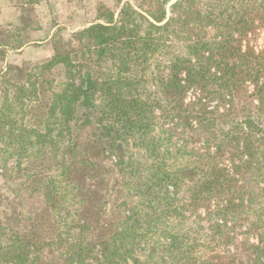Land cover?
<instances>
[{"label": "trees", "instance_id": "16d2710c", "mask_svg": "<svg viewBox=\"0 0 264 264\" xmlns=\"http://www.w3.org/2000/svg\"><path fill=\"white\" fill-rule=\"evenodd\" d=\"M170 1L124 5L118 20L102 10L105 23L74 34L77 51L57 49L19 88L38 93L28 109H45L32 114L40 150L59 152V128L71 132L68 158L55 156L54 176L32 188L53 235L25 239L39 220L20 234L9 219L6 264L251 263L239 239L264 198V50L242 44L264 28V0H177L168 17ZM58 67L64 88H45ZM249 85L254 99L237 109ZM24 132L11 131L16 149L33 143ZM252 249L264 264V244Z\"/></svg>", "mask_w": 264, "mask_h": 264}, {"label": "rangeland", "instance_id": "374dc122", "mask_svg": "<svg viewBox=\"0 0 264 264\" xmlns=\"http://www.w3.org/2000/svg\"><path fill=\"white\" fill-rule=\"evenodd\" d=\"M176 1L171 0L167 5L168 17H171L172 6ZM204 2L206 0H203L202 4ZM124 5L134 8L143 6L146 9L150 7L147 0H0V264H6V244L11 238L8 235L6 237V221L9 219L12 221L11 232L20 234L28 232L37 224L36 220H39L41 228L25 239L41 241L53 235V213L51 209L42 207V198L32 194V188L38 185L39 180L45 182L47 177L54 176L55 172L51 170L55 168V156L59 159L68 158L66 154L69 152L65 146L67 140H70L71 131H68L65 125L59 128L65 131V139L59 144V152L49 148L40 150L35 145V132H41L43 127L36 125L32 114L40 116L45 109H28L27 102L33 103L38 93L20 92L19 88L29 78L28 74H36L42 70V64L50 61L57 49L77 51L78 41L74 39V34L92 25L105 23V17L108 15L102 16V10L109 9L115 15V20H118ZM217 33L220 32L211 31L212 35ZM242 45L244 50L247 49L246 46L258 52L264 50V28L259 26L255 36H249ZM43 78L51 82L45 88L61 89L66 82L65 70L58 67L45 73ZM32 81L34 82L33 78ZM253 91V85H249L247 90L236 98L234 105L237 109L253 101L254 98L250 97ZM51 96V92L41 94L48 107ZM26 100L28 101L25 102ZM223 104L220 97H217L214 106H218L221 112ZM18 128L25 131L22 140L31 138V146L20 145L16 149L19 140L11 131ZM54 135L57 136V132H54ZM10 141L14 143L10 145ZM62 185L64 186L63 183ZM106 185L107 181L101 185L98 191L100 195L104 194ZM60 190L67 192L69 188L60 187ZM122 198L121 194L115 196V203L120 202ZM111 203L112 200L109 211L103 216L105 221H110L113 217ZM65 204L68 207L73 206L70 195L66 196ZM263 206L262 197L250 204L245 228L242 230L249 231L248 234H241L239 239L241 242L246 241L249 247L247 257L251 261L250 264L254 258L252 246L264 244ZM44 210L50 212H43Z\"/></svg>", "mask_w": 264, "mask_h": 264}]
</instances>
